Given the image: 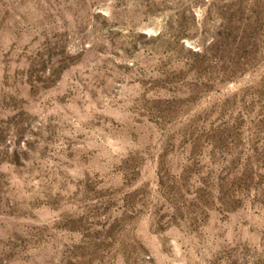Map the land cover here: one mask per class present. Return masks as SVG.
Wrapping results in <instances>:
<instances>
[{
  "label": "rangeland",
  "instance_id": "1",
  "mask_svg": "<svg viewBox=\"0 0 264 264\" xmlns=\"http://www.w3.org/2000/svg\"><path fill=\"white\" fill-rule=\"evenodd\" d=\"M0 264H264V0H0Z\"/></svg>",
  "mask_w": 264,
  "mask_h": 264
}]
</instances>
